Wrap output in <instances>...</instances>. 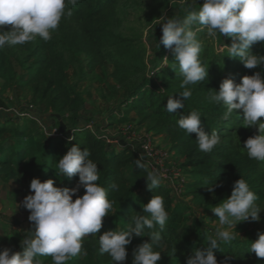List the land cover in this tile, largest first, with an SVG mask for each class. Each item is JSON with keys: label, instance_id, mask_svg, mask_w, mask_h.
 I'll return each instance as SVG.
<instances>
[{"label": "trees", "instance_id": "16d2710c", "mask_svg": "<svg viewBox=\"0 0 264 264\" xmlns=\"http://www.w3.org/2000/svg\"><path fill=\"white\" fill-rule=\"evenodd\" d=\"M145 2L78 0L75 7L68 4L72 15L61 19L49 41L37 37L24 45L0 50V174L9 173L16 166L29 181L34 177L41 181L53 178L74 187L78 175L71 179L58 177L54 168L68 148L78 143L82 150L88 148L90 158L98 163V183L108 190L109 200L115 201L116 212L104 218L102 227L109 230L126 226L130 215L142 211L143 204L154 194L163 195L169 220L162 231L158 225L155 230L161 231L159 242L168 246V264H186L194 250L207 246L211 231L203 226L196 239L190 241L186 228L193 236L195 227L190 220L186 223L181 206H175L172 190L163 181L159 188L150 190L144 177L146 172L134 165L141 157L139 148L125 146L115 150L108 132L92 128L91 117L84 115V92L76 82L68 79L67 70L72 64L80 63L82 55L86 56L91 69L111 64V76L116 81L112 86L116 104L109 115V125L114 123L112 118L116 112L126 118L134 113L140 125L148 123L151 129L168 134L173 150L186 158L185 171L194 178L188 191L213 208L230 196L234 181L240 177L256 194L264 195V163L250 159L243 149L245 140L256 129L243 126L242 109L233 110L225 119V106L210 100V94L219 90L223 78L230 76L234 82L241 83L244 75L264 69V64L248 69L238 58L223 57L217 45L230 44L231 38L220 37L216 46L204 41L201 58L209 62L208 78L190 86L192 96L184 102V108L168 113L165 109L168 96H177V92L182 91V76L178 66L176 69L171 65L159 68L167 49L162 44L158 48L162 30L156 34V44L148 49L141 36L128 33L126 29L130 8L142 9ZM185 14L184 11L176 16ZM9 28L5 26L4 30ZM251 50L264 55V45L259 43L253 44ZM169 59H173V54ZM9 89L24 91L31 106L23 111L24 116L4 112L10 106L4 96ZM191 110L201 113L204 131L209 134L217 131L221 137V143L209 153L199 150L195 133L188 135L178 127L180 115H187ZM61 121L66 126L64 131ZM144 163L151 170L146 160ZM205 181L220 186L213 194L203 185ZM112 185L117 186L116 190ZM81 191H84L82 187ZM151 231L145 229L144 235L148 237ZM103 232L85 237L84 251L67 264H86L87 258L94 264H118L107 254L99 253L98 237ZM258 232H264V227L245 239L236 238L231 244H221L214 250L219 264H264V258L249 252L251 240L258 238ZM22 233L23 238L28 235ZM5 239L18 244L12 236ZM15 251H22L21 246ZM45 258L50 257L41 259ZM132 259L128 264H132Z\"/></svg>", "mask_w": 264, "mask_h": 264}, {"label": "clouds", "instance_id": "9594fccd", "mask_svg": "<svg viewBox=\"0 0 264 264\" xmlns=\"http://www.w3.org/2000/svg\"><path fill=\"white\" fill-rule=\"evenodd\" d=\"M78 0H0V50L6 46L24 45L37 37L45 42L52 38V32L59 27L63 17L71 16L70 3L75 7ZM186 4L185 15L159 16L156 23L161 25L162 44L173 53L174 63L165 65L179 69L182 76L178 95H169L165 109L168 113H177L184 108V102L192 96L190 86L197 85L208 78L209 62L202 60L204 43L198 33L231 38L230 44L219 47V52L231 58H238L246 68L256 69L264 64V55L254 53L253 44L264 45V0H182ZM199 5V7H196ZM155 25V26H156ZM10 26L9 30H4ZM223 66V65H221ZM264 69L252 75H244L241 83L229 76L222 79L219 90L210 94V100L223 104L227 119L233 110L242 109L244 127L256 129L243 145L250 159L264 163ZM178 127L188 135L196 134L201 152L209 153L221 143L217 131L210 134L201 126V113L191 110L180 115ZM48 133L46 136H48ZM72 139V138H71ZM90 151L80 144L71 145L58 159L54 168L58 177L71 179L78 175L74 187L57 186L53 178L41 181L34 177L30 181V194L22 201L29 211L28 220L32 229L20 241L22 251H13L10 247L0 249V264H43L42 257H50L53 264H67V261L80 255L84 249V238L96 236L103 226L106 216L114 214L115 201L109 200L108 190L98 181L100 173L98 163L90 158ZM144 157L134 161V165L146 172L147 186L150 190L160 187L165 176L157 169L148 170ZM210 193H215L218 184L205 181ZM81 187L82 195L78 194ZM116 185H112L116 190ZM75 196V199L73 197ZM257 194L248 182L239 178L234 181L230 196L219 205L210 208L218 224L208 235L207 246L199 247L187 257L186 264H219L214 250L221 244H231L236 233L229 229L240 221H260L261 210ZM198 215V214H197ZM169 220L163 195L154 194L143 204L142 211L131 214L126 226L104 231L98 237L99 253L107 254L112 262L124 264L127 258V245L134 236H145V229L151 231L149 240L142 242L132 250V264H158L161 251H155L153 245L161 240V231ZM157 225L161 231H156ZM10 237V236H9ZM175 252V251H174ZM249 252L258 258H264V232H258V238L251 240Z\"/></svg>", "mask_w": 264, "mask_h": 264}, {"label": "rangeland", "instance_id": "374dc122", "mask_svg": "<svg viewBox=\"0 0 264 264\" xmlns=\"http://www.w3.org/2000/svg\"><path fill=\"white\" fill-rule=\"evenodd\" d=\"M146 1L142 9L133 10L130 8L131 13L126 23V29L128 33L141 36V39L147 44L148 49H151L157 42L156 34L161 30V25H156L159 16L167 15L174 17L184 12L187 5L182 3V0ZM198 3L202 4L203 0H198ZM198 37L203 42L209 41L216 46L221 36L218 33L215 36H209L204 31L198 33ZM224 39L226 40L227 38L224 37ZM217 46L220 47L219 45ZM223 46L225 47V45ZM170 54H173L171 50L166 49L164 57L169 59ZM173 62L172 59L168 60L169 64ZM162 63H164V58ZM83 69L85 72H82ZM112 70L111 64L91 69L87 64L86 56L82 55L80 63L72 64L68 68L67 76L70 81L76 82L78 88L84 92L86 102L84 115L91 117L89 123L92 124V128L108 132L109 137L114 140L112 142L115 150H119L125 146L136 147L147 134H153L155 144L160 149L171 152L172 156L168 167L171 170L173 178L171 180L164 179L163 182L172 190L175 206H181L184 210L186 223L190 220V223L195 227L193 236H191L188 228H186L188 238L192 242L196 239L199 230L203 226L209 228L208 230L211 231L213 226L218 224V217H215L212 213L211 206L204 204L199 198L193 197V194L188 191L189 186L194 182V178L185 171L186 158L173 150L168 134L159 133L151 129L148 123L140 125L138 117L134 113L126 118L123 114L116 112L112 118L114 123L109 125V115L114 110L116 104V97L113 95L112 89L116 81L111 76ZM4 96L10 104L9 108L4 110L6 113L24 116L25 112L23 111L31 107L26 101L27 99L23 90L9 89L4 93ZM139 146L141 147V145ZM176 171H179V175H176ZM56 183L57 186L71 187L69 184L61 181H56ZM83 192L80 189L78 194L82 195ZM28 194H30V181L16 166H13L9 173L0 174V249L10 247L13 251L17 250L20 247V241L23 239L22 232H28L32 229V224L28 220L30 213L22 205L24 197ZM257 196L256 204L264 207V195L257 194ZM73 199H75V196ZM260 216L261 220L258 222L250 220L240 221L229 230L236 233V238L245 239L264 227V210H261ZM100 231H107V227H102ZM8 236H12L18 244L15 242V244H12L7 241L5 238ZM146 240H149L147 236H134L131 244L126 246L128 253L124 264H128L129 259L133 258L132 250ZM153 247L155 251H161V259L158 261V264H168L170 261V256L166 255L168 246L163 242H157ZM87 259V264H94L91 258ZM42 261L43 264H53L51 258H45Z\"/></svg>", "mask_w": 264, "mask_h": 264}, {"label": "built area", "instance_id": "2783aa9c", "mask_svg": "<svg viewBox=\"0 0 264 264\" xmlns=\"http://www.w3.org/2000/svg\"><path fill=\"white\" fill-rule=\"evenodd\" d=\"M141 145V147L139 146ZM137 147L139 148L140 156H143L147 162L148 167L152 169L159 170L164 176L165 180H171L172 173L168 167V163L171 160V152L167 150H162L155 144V139L153 134H147L143 141ZM179 175V171L175 172Z\"/></svg>", "mask_w": 264, "mask_h": 264}, {"label": "water", "instance_id": "95a60500", "mask_svg": "<svg viewBox=\"0 0 264 264\" xmlns=\"http://www.w3.org/2000/svg\"><path fill=\"white\" fill-rule=\"evenodd\" d=\"M58 117L61 118V115L58 114ZM65 128H66V126H65L64 122L61 121V130L64 131Z\"/></svg>", "mask_w": 264, "mask_h": 264}, {"label": "crops", "instance_id": "0c3cea01", "mask_svg": "<svg viewBox=\"0 0 264 264\" xmlns=\"http://www.w3.org/2000/svg\"><path fill=\"white\" fill-rule=\"evenodd\" d=\"M87 262H88V260H87ZM87 264V263H86Z\"/></svg>", "mask_w": 264, "mask_h": 264}]
</instances>
